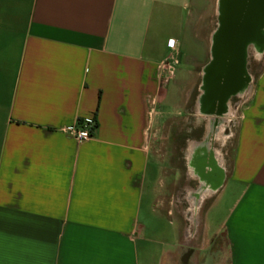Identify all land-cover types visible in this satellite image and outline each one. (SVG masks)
<instances>
[{
	"label": "crops",
	"instance_id": "1",
	"mask_svg": "<svg viewBox=\"0 0 264 264\" xmlns=\"http://www.w3.org/2000/svg\"><path fill=\"white\" fill-rule=\"evenodd\" d=\"M217 5L0 0V264H264V61L239 107L197 102ZM86 118L94 136L78 141L68 128ZM175 118L183 148L205 119L234 121L227 172L196 212L176 203L183 163L169 172L153 145Z\"/></svg>",
	"mask_w": 264,
	"mask_h": 264
},
{
	"label": "water",
	"instance_id": "2",
	"mask_svg": "<svg viewBox=\"0 0 264 264\" xmlns=\"http://www.w3.org/2000/svg\"><path fill=\"white\" fill-rule=\"evenodd\" d=\"M217 15L212 60L205 68L204 90L197 100L205 113L228 112L229 100L246 87L242 74L249 47L264 49V0H218Z\"/></svg>",
	"mask_w": 264,
	"mask_h": 264
},
{
	"label": "flooded vegetation",
	"instance_id": "3",
	"mask_svg": "<svg viewBox=\"0 0 264 264\" xmlns=\"http://www.w3.org/2000/svg\"><path fill=\"white\" fill-rule=\"evenodd\" d=\"M252 45V44H251ZM247 63L242 76L246 80V87L239 96L232 97V105L239 107L243 97L251 91L255 75L252 68H258L264 61V49L249 47ZM206 128L196 127L191 136L188 147L180 148L185 179L176 190V203L186 211H199L211 198L204 195H213L214 188H218L228 168V157L225 148L230 145L234 121L205 119ZM209 129H208V128ZM189 191H191L189 193ZM185 211V212H186ZM187 252L183 254L180 264L185 261Z\"/></svg>",
	"mask_w": 264,
	"mask_h": 264
},
{
	"label": "rangeland",
	"instance_id": "4",
	"mask_svg": "<svg viewBox=\"0 0 264 264\" xmlns=\"http://www.w3.org/2000/svg\"><path fill=\"white\" fill-rule=\"evenodd\" d=\"M194 46L193 43L190 46L186 45V50L187 53L189 54V52L191 50L194 51ZM192 53V52H191ZM191 55V54H189ZM200 53H197V56L195 57L197 62H199L200 60ZM193 60V59H192ZM186 68V65L184 66ZM259 68H252V73L257 76L258 72H259ZM173 86H171L172 89ZM170 89V90H171ZM174 92V91H173ZM176 99V94L173 93L172 99L171 100H175ZM187 122L185 123V119L183 118H175V119H167L165 122L164 120L161 121L160 124V128L158 130V132L155 134L156 140L153 141V145H154V149L155 152H157V155L159 156V159L161 160V162H163L165 165H168V170L169 172H171L173 169L172 168H179L181 169V164H182V155L180 152V148L183 146L184 143V138H185V128L187 127ZM208 128V127H207ZM209 129V128H208ZM170 168V169H169ZM182 170V169H181ZM161 178H164V175L161 176ZM158 209L163 212V214L165 216L166 215V211L163 210V208H160L158 206ZM177 218H179L178 215H176ZM167 223H165L160 231V236L165 235L166 237H168V239L171 240V231L170 230V234L168 232L167 229H165L166 227L164 226H168V221L169 218L166 217ZM171 220V219H170ZM168 224V225H167ZM170 227H173L174 225H169ZM178 223H176V235H177V239L176 242L178 241V229H177ZM164 228V229H163ZM149 234L152 237H157L158 235H156L154 230H150ZM225 246V237L223 235H220L219 238L214 242L213 244V248H220V247H224ZM144 248V247H143ZM151 251L154 253H157V249L151 247ZM155 253V254H156ZM204 251L201 252V255H204ZM158 255V254H156ZM202 260V258H201Z\"/></svg>",
	"mask_w": 264,
	"mask_h": 264
},
{
	"label": "built area",
	"instance_id": "5",
	"mask_svg": "<svg viewBox=\"0 0 264 264\" xmlns=\"http://www.w3.org/2000/svg\"><path fill=\"white\" fill-rule=\"evenodd\" d=\"M173 41L171 44L169 43V45L173 46L174 45ZM165 68H167L171 74H174L175 66L173 64L167 63L165 65ZM96 127H97V124L93 118H86L83 120H79L73 125H71L68 128V131L76 140L85 141V140L91 139L94 136Z\"/></svg>",
	"mask_w": 264,
	"mask_h": 264
}]
</instances>
